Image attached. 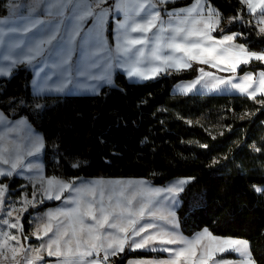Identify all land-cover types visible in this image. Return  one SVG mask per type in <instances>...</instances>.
<instances>
[{"label":"snow or ice","instance_id":"obj_1","mask_svg":"<svg viewBox=\"0 0 264 264\" xmlns=\"http://www.w3.org/2000/svg\"><path fill=\"white\" fill-rule=\"evenodd\" d=\"M169 3L172 0H35L32 15L21 17L16 26L0 27V59L7 62L0 67V76L11 75L17 65H32L33 91L39 97L63 92L74 81L95 90L101 82H110L114 67L125 70L130 79L150 80L197 64L201 65L197 77L182 84L179 93L234 91L253 100L258 93L264 94V71L237 77L241 65L264 63V51H250L236 43L243 33H226L221 13L210 0H191L171 10L166 7ZM240 3L253 16L249 23L264 34V0ZM121 15L123 19L118 18ZM110 17L115 25L111 48L104 35ZM227 19L229 25L243 23L239 12ZM4 24L7 20L0 19V25ZM217 31L220 35H213ZM204 65L216 71H207ZM34 106L41 107L39 103ZM0 125V178L24 177L32 188L17 201L9 197L6 205L9 187L0 183V264L9 260L20 264L18 256L24 264H37L43 260L42 252L59 258L57 264H109L110 257L126 248L168 254L164 260L129 264H258L245 239L215 236L207 228L191 238L179 231L172 207L193 178L153 187L145 180L99 179L77 184L78 178L46 177L39 160L43 138L34 135L23 119L9 123L3 112ZM254 190L264 191L256 186ZM65 192L70 195L65 197ZM62 197L66 206L38 217L43 222L33 232L37 239L48 236V240L35 249L21 244V219L29 206ZM224 253H234L238 259L217 258Z\"/></svg>","mask_w":264,"mask_h":264},{"label":"trees","instance_id":"obj_2","mask_svg":"<svg viewBox=\"0 0 264 264\" xmlns=\"http://www.w3.org/2000/svg\"><path fill=\"white\" fill-rule=\"evenodd\" d=\"M210 2L221 13L225 32L243 33L238 41L249 50L264 51V34L249 23L253 16L240 0ZM189 3L175 0L166 7ZM238 12L243 23L229 25L227 18ZM107 33L112 47V18ZM200 66L144 81L130 80L117 69L98 93L38 97L32 91V65L20 64L11 75L0 76V108L13 119L27 117L42 132L48 176L145 177L157 185L180 176L193 178L180 193L181 230L192 235L208 227L217 235L245 238L258 264H264V191L254 190L264 189V94L253 100L243 94L173 92L178 81L196 77ZM259 69L264 70V63L252 61L237 73ZM0 179L5 184L13 179L15 187L24 184L18 176ZM57 203L30 206L22 217V236L29 235L35 211ZM159 255L163 253L127 248L109 264Z\"/></svg>","mask_w":264,"mask_h":264},{"label":"crops","instance_id":"obj_3","mask_svg":"<svg viewBox=\"0 0 264 264\" xmlns=\"http://www.w3.org/2000/svg\"><path fill=\"white\" fill-rule=\"evenodd\" d=\"M172 1H175V0H172ZM35 2V0H0V19H6L7 20V24H4V25H0V27H4V28H7V27H11V26H16L18 23H19V21H20V19H21V17H23V16H29V15H32L33 13L31 12V5L33 4ZM112 2V0H109V3H111ZM16 4V5H19V7H16V8H14L13 7V4ZM190 4V3H189ZM186 5H188V4H186ZM186 5H182V6H178V7H174V8H171V9H178V8H181V7H184V6H186ZM170 9V10H171ZM110 18H112V17H110ZM119 19H123V16L121 15V16H119L118 17ZM109 21H110V19H109ZM109 24V23H108ZM91 26V24H90V22L88 23V24H86L85 25V30L88 28V27H90ZM107 31H108V25H106V27H105V33H104V35H105V38L107 39V42H108V46L111 48V46H110V44H109V40H108V33H107ZM232 32H236V33H239V32H237V31H232ZM232 32H226V33H228V34H231ZM18 35V34H17ZM113 35H114V44H113V46L112 47H114L115 46V25H114V23H113ZM213 35H215V36H218V35H216L215 34V32L213 33ZM236 43H238V44H244L243 42H240V41H238V40H236ZM245 45V44H244ZM2 51H3V49H0V53H2ZM250 51H253V50H250ZM256 52H259V51H256ZM78 55H79V52L77 51V52H75L74 54H73V61L75 62L76 60H77V58H78ZM7 64V62L6 61H3L2 59H0V67H2V66H4V65H6ZM115 68H117V69H119L120 71H122L123 73H125V75L127 76V74H126V72H125V70H123V69H121V68H119V67H114L112 70H111V79H110V82H101L100 84H99V87L98 88H96L95 90L94 89H91V88H87V87H81V86H79L78 85V83L76 82V81H74L73 82V84H71V85H69L68 86V88L67 89H65V91H63V92H46V93H43L42 95H44V94H65V93H70V94H95V93H98L100 90H101V88L104 86V85H106V84H109V83H111L112 81H113V72H114V69ZM13 71V70H12ZM34 68H33V78H32V82H33V80L35 79V75H34ZM260 71H264L263 69H259V70H257V71H253V70H247V71H245L244 73H241V74H238L237 73V77H240V76H243L245 73H253V74H257V73H259ZM223 73V72H222ZM224 74H225V72H224ZM220 75V74H219ZM229 75H231V73L229 74ZM221 76H225V75H221ZM128 77V76H127ZM197 77V76H196ZM196 77H194V78H192V79H184V80H180V81H178L175 85H174V87H173V92H175V93H179L178 91H177V89L182 85V84H185V83H187V82H190V81H192L193 79H195ZM53 79H55V77L53 78ZM128 79H130L129 77H128ZM130 80H133V81H144V80H139V79H130ZM32 91H33V83H32ZM33 93H34V91H33ZM193 93H196V92H193ZM239 94L238 92H234V91H229V92H219V93H217V92H212V93H203V94ZM191 94V93H190ZM244 95V94H243ZM257 95H260V93L259 94H257ZM0 112H3L4 113V115L8 118V122L9 123H12V122H14V121H19L20 120V118H14V119H12L11 117H9L1 108H0ZM2 128H3V126L2 125H0V130H2ZM149 183V182H148ZM150 184V183H149ZM150 185H152L153 187H163V186H165V185H157V184H150ZM68 195H70V193H68L67 195H65V197L66 196H68ZM45 201H47V200H45ZM62 205H64V203H63V199L61 200V202L59 203V204H57V205H53V206H49V207H45V208H43V209H41V210H39V213H41V215H43L44 216V214H45V210L46 209H49V208H53V209H57V208H60V207H62ZM180 206V205H179ZM179 208V207H178ZM177 212H178V209H177ZM32 216V215H31ZM177 221H178V224H179V231L184 235V236H186V237H189V238H191L194 234H192V235H188V234H185L182 230H181V227H180V221H179V215H178V213H177ZM31 221V220H30ZM43 221H41L40 219L39 220H33V222L31 221V230L32 229H35V227H36V225L37 224H39V223H42ZM35 226V227H34ZM205 228H207L210 232H212L208 227H204V228H202L201 230H199V231H197L196 233H198V232H201L203 229H205ZM213 233V232H212ZM213 235H215V236H219V237H232V236H224V235H217V234H214L213 233ZM235 238V237H234ZM38 240V239H37ZM127 249V248H126ZM161 253H163V255H159V256H144V257H130L128 260H127V263L126 264H129V262L130 261H136V260H164V259H167L168 258V254L167 253H165V252H161ZM42 255H44V256H47V254L46 253H41ZM47 257H49V256H47ZM111 258V257H110ZM218 259H220V258H224V259H228V260H235V259H238V257H217ZM59 258H57V257H49V259H43L42 260V262L40 263V264H57V260H58ZM37 263H39V262H37Z\"/></svg>","mask_w":264,"mask_h":264},{"label":"rangeland","instance_id":"obj_4","mask_svg":"<svg viewBox=\"0 0 264 264\" xmlns=\"http://www.w3.org/2000/svg\"><path fill=\"white\" fill-rule=\"evenodd\" d=\"M173 2V1H172ZM110 44V43H109ZM111 46V45H110ZM32 69H33V66H32ZM115 70H117V68H115L114 69V71ZM207 71H216L215 69H211V68H207L206 69ZM113 74H114V72H113ZM218 74H220V75H225V76H229V74L230 73H225L224 74V72L222 73V72H220V73H218ZM232 94V93H231ZM235 94V93H234ZM259 94V93H258ZM20 118V117H19ZM13 119V118H12ZM21 119H23V120H25L26 122H27V125L30 127V129H31V131H32V133L34 134V135H38V136H40V137H42L43 138V141H44V136H43V134H42V132L41 131H39L38 129H36L34 126H33V124L28 120V118L27 117H25V116H21V118H20V120ZM44 145H45V141H44ZM45 148V147H44ZM39 160H40V163L42 164V167H43V172H44V175L46 176V177H53V176H48L47 174H46V172H45V161H44V149H43V151H42V153L40 154V157H39ZM26 175H27V173H26ZM18 177H20V176H18ZM55 177H58V178H60V179H62V180H69V179H67V178H63V177H59V176H55ZM189 176H180V177H175V178H173V179H171L170 181H168L166 184H164L165 186H163V187H166V186H168V185H170V184H172V183H174L175 181H177V180H179V179H182V178H188ZM13 178V177H12ZM21 178H23V180H24V187L22 188V190L20 189L21 187L20 186H18V187H15L14 185H15V183H16V181H14L13 179H11V181H10V183L8 184V183H6L7 185H8V187H9V194H6V197H5V203H6V205H7V203H8V201H9V197L11 198V200H13V201H17L18 200V198L21 196V194L23 193V192H28L29 194L31 193V191H32V188H31V185L29 184V182H28V180L27 179H25L24 177H21ZM99 179H104V180H117V179H122V180H145V181H147V182H149L150 184H153V182L150 180V179H148V178H145V177H104V176H100V177H80V178H78L77 179V184H79V183H81V182H92V181H96V180H99ZM0 183H3V182H1V179H0ZM12 184V185H11ZM155 184V183H154ZM261 189H262V187H260ZM68 194V192H65L64 193V196L65 195H67ZM62 199H63V197H62ZM61 199V200H62ZM61 200L59 201V203L61 202ZM176 200H177V203L172 207V210L175 212V216H176V219L178 218L177 217V209H178V207H179V205H180V203H181V198H180V194H179V196L176 198ZM59 203H57V204H59ZM57 204H55V205H57ZM37 205H39V204H37ZM17 206H19L18 204H17ZM53 206V205H52ZM66 205L64 204V205H62V207H65ZM67 206H71V205H67ZM30 207V206H29ZM48 210H54L53 208H49V209H46L44 212L46 213ZM23 217V216H22ZM38 217H43V215H41V213H39V210H37V211H35L33 214H32V216H31V221L33 222V220H39L38 219ZM42 221V220H41ZM21 222H22V219H21ZM35 227V226H34ZM36 230V227H35V229H32V230H30V232H29V235H27V237H28V239L27 240H24V237L21 235V244H24L25 246H30L31 248H39L40 247V245L42 244V243H45L47 240H48V236H45V237H43L42 239H38L37 241H34V242H32V241H30L31 239H34V238H36L34 235H33V232ZM12 233L13 234H16V230H12ZM52 234L51 233H49V236H51ZM235 238H240V237H235ZM37 239V238H36ZM240 239H245V238H240ZM245 240H247V239H245ZM248 241V240H247ZM43 253V252H42ZM10 255V254H9ZM42 255V254H41ZM43 256V259H49V257H47V256H44V255H42ZM17 259H20V264H24V261H23V259H21V257H17ZM39 263H37V264H40L42 261H38ZM4 264H13V262L12 261H5L4 262Z\"/></svg>","mask_w":264,"mask_h":264}]
</instances>
